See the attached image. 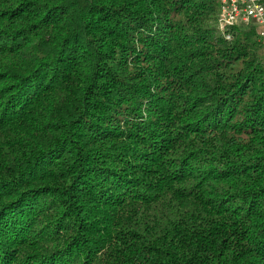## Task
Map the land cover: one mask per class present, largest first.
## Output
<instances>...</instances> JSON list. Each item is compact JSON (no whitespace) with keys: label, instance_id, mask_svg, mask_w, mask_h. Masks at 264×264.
<instances>
[{"label":"trees","instance_id":"obj_1","mask_svg":"<svg viewBox=\"0 0 264 264\" xmlns=\"http://www.w3.org/2000/svg\"><path fill=\"white\" fill-rule=\"evenodd\" d=\"M218 11L0 0V264H264V45Z\"/></svg>","mask_w":264,"mask_h":264},{"label":"built area","instance_id":"obj_2","mask_svg":"<svg viewBox=\"0 0 264 264\" xmlns=\"http://www.w3.org/2000/svg\"><path fill=\"white\" fill-rule=\"evenodd\" d=\"M254 24L257 39L264 45L263 0H219L217 26L225 40L233 38L232 30Z\"/></svg>","mask_w":264,"mask_h":264},{"label":"rangeland","instance_id":"obj_3","mask_svg":"<svg viewBox=\"0 0 264 264\" xmlns=\"http://www.w3.org/2000/svg\"><path fill=\"white\" fill-rule=\"evenodd\" d=\"M261 54H262V58L264 59V48L262 49Z\"/></svg>","mask_w":264,"mask_h":264}]
</instances>
